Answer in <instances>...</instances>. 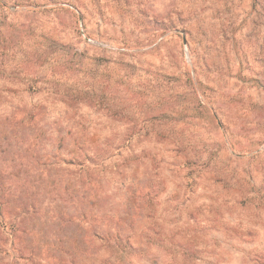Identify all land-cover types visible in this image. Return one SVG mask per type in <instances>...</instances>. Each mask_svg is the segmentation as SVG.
<instances>
[{"label":"rangeland","instance_id":"obj_1","mask_svg":"<svg viewBox=\"0 0 264 264\" xmlns=\"http://www.w3.org/2000/svg\"><path fill=\"white\" fill-rule=\"evenodd\" d=\"M0 177V264H264V0H0Z\"/></svg>","mask_w":264,"mask_h":264},{"label":"trees","instance_id":"obj_2","mask_svg":"<svg viewBox=\"0 0 264 264\" xmlns=\"http://www.w3.org/2000/svg\"><path fill=\"white\" fill-rule=\"evenodd\" d=\"M30 114V113H29ZM31 115V114H30ZM25 115V117H23V119L20 121L21 124L28 126L29 122L33 119V115ZM17 126V125H16ZM13 127V133H8L10 135V138L12 137H17V135H19L21 132V130H17L15 129V126ZM18 127V126H17ZM80 148H84L83 144H80ZM77 155H74L73 159L76 158ZM74 161V160H73ZM9 189L4 190L3 187V183H2V179L0 177V205H3V201H1V196H3V194L7 195V191ZM14 195V192H12ZM8 196V195H7ZM2 207V206H0ZM8 218V216H6ZM5 217L2 215V213L0 212V249L4 246L3 244H6V236L4 235V227H6V223H5ZM7 224L9 226L10 231H14L13 229L15 228V226H17V222L12 221L11 218H8ZM97 239H99L103 245H105V247L110 251L111 255H114V253L122 255L123 253L129 251L132 247L129 244V238L123 237L122 235H119V233H111L109 235H105L106 237L104 238H100V235H96ZM70 251V250H69ZM120 257H118L119 260Z\"/></svg>","mask_w":264,"mask_h":264}]
</instances>
